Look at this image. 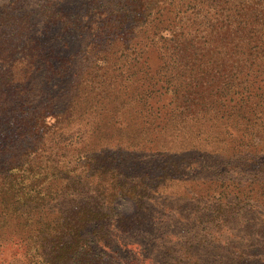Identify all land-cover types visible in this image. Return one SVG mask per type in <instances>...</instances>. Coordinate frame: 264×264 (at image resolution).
I'll use <instances>...</instances> for the list:
<instances>
[{"label":"trees","instance_id":"1","mask_svg":"<svg viewBox=\"0 0 264 264\" xmlns=\"http://www.w3.org/2000/svg\"><path fill=\"white\" fill-rule=\"evenodd\" d=\"M154 256L264 264V0L4 1L0 264Z\"/></svg>","mask_w":264,"mask_h":264},{"label":"rangeland","instance_id":"2","mask_svg":"<svg viewBox=\"0 0 264 264\" xmlns=\"http://www.w3.org/2000/svg\"><path fill=\"white\" fill-rule=\"evenodd\" d=\"M4 1H6V0H0V8H1V6H2ZM55 39H56V42H57V46H62L63 48H66L67 50H68V47H67L66 44H70L71 48H70V50H68L70 52H76V50L78 49L79 45L84 42L83 41L84 40L83 35H79V33H78V35L76 33H74L71 38H55ZM59 86L60 87H57L58 90H60L62 88H65V90H66V88L69 87V85L65 81L63 83L59 82ZM119 204L123 207L122 210L127 211V210H131L132 209L131 208L132 206H131L130 202H128L124 198H121ZM175 236H176V238H179L181 236L180 231H178L177 235H175ZM136 247H137V249H135V251H140L139 252L140 255L143 254V252H144V251H142V250H144L143 247L140 246V245L139 246L136 245ZM162 256H164V255H162ZM153 258L155 259V264H160V257H159V262H158L157 256H154ZM161 264H166V263L163 262Z\"/></svg>","mask_w":264,"mask_h":264}]
</instances>
